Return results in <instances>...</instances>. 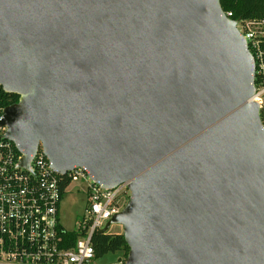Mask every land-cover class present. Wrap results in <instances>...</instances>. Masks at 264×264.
<instances>
[{"label":"water","instance_id":"1","mask_svg":"<svg viewBox=\"0 0 264 264\" xmlns=\"http://www.w3.org/2000/svg\"><path fill=\"white\" fill-rule=\"evenodd\" d=\"M0 127L28 167L126 182L124 264H264L252 58L219 0H0Z\"/></svg>","mask_w":264,"mask_h":264},{"label":"built area","instance_id":"2","mask_svg":"<svg viewBox=\"0 0 264 264\" xmlns=\"http://www.w3.org/2000/svg\"><path fill=\"white\" fill-rule=\"evenodd\" d=\"M224 15L232 19L230 11ZM236 28L252 58L254 94L264 129V17L238 18ZM4 106L0 105V119ZM0 127V264H90L92 235L118 213L129 197L127 183L107 189L83 166L64 175L52 170L41 148L28 167ZM67 176L63 185L62 178ZM85 194L87 205L75 231L59 222V205L68 189ZM78 233L74 241L69 233ZM119 257L110 264H124Z\"/></svg>","mask_w":264,"mask_h":264},{"label":"trees","instance_id":"3","mask_svg":"<svg viewBox=\"0 0 264 264\" xmlns=\"http://www.w3.org/2000/svg\"><path fill=\"white\" fill-rule=\"evenodd\" d=\"M220 6L224 12L230 11L232 19L264 17V0H219ZM17 95L5 93L0 87V105L7 106L16 102ZM63 185L67 183V176L62 179ZM78 233L71 232L69 237L72 241L76 239ZM92 246L94 249V258H99L109 252L120 251L125 259L128 245L122 232L101 233L95 231L92 235Z\"/></svg>","mask_w":264,"mask_h":264},{"label":"rangeland","instance_id":"4","mask_svg":"<svg viewBox=\"0 0 264 264\" xmlns=\"http://www.w3.org/2000/svg\"><path fill=\"white\" fill-rule=\"evenodd\" d=\"M86 205L87 200L84 193L78 192L74 188L68 189L59 205L58 217L60 224L69 231H75L77 223L83 217ZM107 232H122V227L118 224H111ZM121 256L122 253L120 251L109 252L99 258H93L90 264H110Z\"/></svg>","mask_w":264,"mask_h":264}]
</instances>
